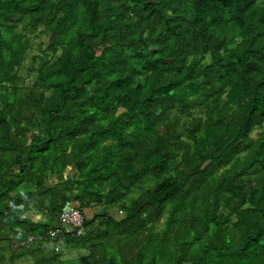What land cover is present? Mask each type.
I'll return each instance as SVG.
<instances>
[{
    "label": "trees",
    "instance_id": "trees-1",
    "mask_svg": "<svg viewBox=\"0 0 264 264\" xmlns=\"http://www.w3.org/2000/svg\"><path fill=\"white\" fill-rule=\"evenodd\" d=\"M36 203L100 212L15 248L59 225ZM22 258L264 264V0H0V264Z\"/></svg>",
    "mask_w": 264,
    "mask_h": 264
},
{
    "label": "built area",
    "instance_id": "built-area-1",
    "mask_svg": "<svg viewBox=\"0 0 264 264\" xmlns=\"http://www.w3.org/2000/svg\"><path fill=\"white\" fill-rule=\"evenodd\" d=\"M60 224L52 230L47 231L45 235L30 237L27 241L16 244V247H28L32 243L40 240H56L60 235L70 234L75 231L78 235H83L86 230V216L77 209H65L60 215Z\"/></svg>",
    "mask_w": 264,
    "mask_h": 264
},
{
    "label": "crops",
    "instance_id": "crops-1",
    "mask_svg": "<svg viewBox=\"0 0 264 264\" xmlns=\"http://www.w3.org/2000/svg\"><path fill=\"white\" fill-rule=\"evenodd\" d=\"M54 178L52 177L51 178V180H53ZM78 207V204L76 205V208ZM29 210H33V211H31V213L27 216V213L29 212ZM115 211V210H114ZM100 212V209L99 208H92V206L89 208H87L86 210H84V214H85V216L87 217V219L88 220H92L93 219V217L96 215V214H98ZM24 218L25 219H28L31 223H48V222H50L51 221V223L52 224H54V222H55V225H58V224H60L61 222H60V215H59V217L57 218V219H53L52 218V216H50L49 215V213H48V211H47V209H43L42 207H38V204L36 203V204H34L32 207H31V209H28L27 210V212L25 213V215H24ZM23 226H26V224L25 225H23ZM46 233V231L45 232H37V233H35V234H28L27 236L26 235H22L21 236V234H17V235H13L12 236V240L13 241H17L18 240V238L20 237H25L23 240L24 241H26V240H28L30 237H37V236H40V235H43V234H45ZM26 234V233H25ZM14 237V238H13ZM22 241V240H21ZM12 242V241H11ZM35 244V245H34ZM33 247H34V249H38L41 245H40V243L38 242V241H36V242H34L33 244ZM9 244H7L6 242H4L3 243V247H5L6 249L7 248H9ZM70 247H64V249H69ZM33 249V250H34ZM62 249V248H61ZM57 250H58V252H61L60 250H59V248H57ZM71 251V250H70ZM10 253L9 252H7V251H5L4 252V255H6V257L7 258H9V257H11V255H9ZM64 255H62V257H63ZM22 259H24V258H22ZM22 259H19V260H22ZM29 259H31V258H29ZM31 261H32V259H31Z\"/></svg>",
    "mask_w": 264,
    "mask_h": 264
},
{
    "label": "rangeland",
    "instance_id": "rangeland-1",
    "mask_svg": "<svg viewBox=\"0 0 264 264\" xmlns=\"http://www.w3.org/2000/svg\"><path fill=\"white\" fill-rule=\"evenodd\" d=\"M29 209H31L30 207H29ZM46 209V208H45ZM31 211H33V210H29V212L27 213V216L31 213ZM48 211V210H47ZM49 213V212H48ZM62 247H60L59 248V250L60 251H62L63 250V257L61 258V260L62 261H67V260H70V259H76V258H78V257H80V256H83V255H86V251H82V250H80V249H76V250H69V249H61ZM9 255H11V254H9ZM10 258V257H9ZM8 258V259H9ZM8 261V260H7ZM10 261V260H9ZM11 262V261H10ZM13 263V262H12ZM32 263V261H31V259H29V258H24V259H22V260H17L16 262H14L13 264H31ZM66 263H68V262H66ZM65 263V264H66Z\"/></svg>",
    "mask_w": 264,
    "mask_h": 264
},
{
    "label": "clouds",
    "instance_id": "clouds-1",
    "mask_svg": "<svg viewBox=\"0 0 264 264\" xmlns=\"http://www.w3.org/2000/svg\"><path fill=\"white\" fill-rule=\"evenodd\" d=\"M70 207H71V206H70ZM71 208H72V207H71ZM65 209H66V208H65ZM77 210H78V209H77ZM80 211H81V210H80ZM81 212H82V211H81ZM82 213H83V212H82ZM83 214H84V213H83ZM84 215H85V214H84ZM26 241H27V240H26ZM21 242H25V241L23 240V241H20V242H16V243H14V247H15V248H18V249L21 248V247H16V244L21 243ZM32 244H33V243H32ZM32 244H31V245H32ZM31 245H30V246H31Z\"/></svg>",
    "mask_w": 264,
    "mask_h": 264
},
{
    "label": "water",
    "instance_id": "water-1",
    "mask_svg": "<svg viewBox=\"0 0 264 264\" xmlns=\"http://www.w3.org/2000/svg\"><path fill=\"white\" fill-rule=\"evenodd\" d=\"M70 208H71L70 206L66 207V209H70Z\"/></svg>",
    "mask_w": 264,
    "mask_h": 264
}]
</instances>
